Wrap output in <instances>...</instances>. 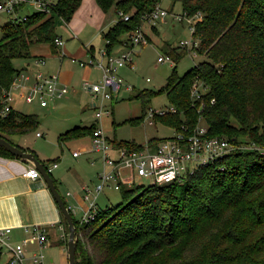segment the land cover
Returning <instances> with one entry per match:
<instances>
[{"label": "trees", "instance_id": "1", "mask_svg": "<svg viewBox=\"0 0 264 264\" xmlns=\"http://www.w3.org/2000/svg\"><path fill=\"white\" fill-rule=\"evenodd\" d=\"M81 1L58 0L49 15L33 12L25 20L3 25L0 92L19 70L32 68V60L21 68L13 64L16 58L33 57L32 44L59 49L54 19L69 21ZM94 1L103 11L114 6L119 16L102 33L109 54L116 46L127 45L128 34L141 27L143 15L162 0ZM180 2L182 14L201 15L194 21L192 37L198 40L196 53L206 58L181 76L173 66L159 92L167 95L176 112L155 114L154 122L161 120L174 131L182 126L191 130L201 117L207 136L255 148L233 149L181 183L123 186L118 191L121 201L99 206L90 222L80 223L72 216L75 264H264V0ZM120 11L129 18L121 19ZM181 49L176 58L189 50ZM194 82L205 87L200 99L191 97ZM37 124L36 116L12 111L0 121V137L9 140L7 135L28 133ZM95 127H72L59 135V141L91 134ZM21 148L38 159L32 149ZM0 155L16 157L1 146ZM40 161L46 165L57 158ZM62 221L67 238L63 216Z\"/></svg>", "mask_w": 264, "mask_h": 264}, {"label": "rangeland", "instance_id": "2", "mask_svg": "<svg viewBox=\"0 0 264 264\" xmlns=\"http://www.w3.org/2000/svg\"><path fill=\"white\" fill-rule=\"evenodd\" d=\"M160 5L168 10L169 14L163 21L158 20L153 25L147 22L142 23L141 30L147 36L149 42L134 48L133 66L125 65L118 68L116 74L121 78L124 86L118 93L113 94L111 100L105 98L104 103L105 108L109 110L108 113L104 112L102 118L95 122L98 119L95 116V109L89 106V102L92 101L93 97L83 88V83L73 84L75 83L73 82L71 83L72 85L65 83L70 87L69 93L60 99H55L54 105L48 108H40L36 103H26L21 97L22 90L18 89L15 93L19 101H14L13 106L21 114L36 116L38 124L34 130L28 133L7 135L9 141L12 143L18 142L23 148L33 149L36 152L41 151L40 153H43L46 159L52 160L56 156H61V166H64L63 163L69 160L72 149L71 151L68 149L69 141H59L58 137L67 128L75 124L91 125L94 123L95 126H100L108 137L115 138L117 141H128L136 144H144L152 138L170 137L173 134V129L170 126L158 119L155 122L153 121V123H149L150 118L148 115L150 109L160 110L170 107L171 103L167 95L160 93L159 90L166 84L174 65L177 75L181 76L194 65L204 61L206 57L197 53L194 55L189 47V50H185L186 52L181 57L176 58V53L184 51L179 48V42L193 38L189 22L185 19L178 21L172 17V14L182 15L180 0H162ZM32 12L34 10L27 7L20 14H31ZM108 16L112 17L113 23L118 20L119 16L114 6L107 11H103L94 0H83L71 20L65 21L61 17H55L54 32L64 41L63 46L59 47L58 50L61 52L63 49L66 52L65 56H61V58H64L62 67L64 69L65 66L69 65L73 78L77 76L73 70L75 66L82 68L76 62L70 60V58H75L73 54L76 49L79 47L85 48L86 46L89 48L90 44H92L96 49L94 58L101 59L99 52L105 47L101 31L106 30L105 28L107 27L105 25L102 28V23L107 20ZM8 21L9 17H0V37L2 36L3 25ZM49 49L50 45L48 43H34L29 47V53L33 57L43 54L48 55L41 69L46 71L45 67L46 69L51 68L53 70L47 71L48 73H57L59 75L57 71L59 67L57 52L52 50V54L54 53L56 57L54 54L49 55ZM168 54L171 55L169 60L164 62L157 61L158 56L162 55L165 57ZM33 57L27 59L16 58L13 60V64L21 68L26 63H29ZM75 60L88 62L89 59L75 58ZM92 68L98 69L96 66H92ZM147 78H149V81L146 80ZM60 81L62 82V80ZM94 82H100V78H96ZM125 86H131L132 89L127 90L124 88ZM135 118L138 119L131 120ZM36 131H41L44 135L38 138L35 136ZM87 141V138L80 140L83 144ZM76 142L74 141L73 143ZM95 158H91L94 164L90 163L93 167L92 174L85 177L82 184L92 185L97 181V176L102 170V166L100 160ZM52 173L55 175L54 172ZM135 181V185L139 186H148L151 183L148 178L143 177L136 178ZM58 189L63 196H65L67 190H69V193L72 192V194L75 191L73 188L65 187L64 184H59ZM65 198L67 203L75 204L70 197L65 196ZM120 201V192L113 189H105L97 197V202L101 208L116 205ZM73 206H75L73 217L79 221L81 211L76 205ZM64 228L66 230V225H64ZM43 253L45 255L43 264H62L61 255H63V250L57 244H53L50 247L47 246ZM50 259L52 260L51 262L49 261Z\"/></svg>", "mask_w": 264, "mask_h": 264}, {"label": "built area", "instance_id": "3", "mask_svg": "<svg viewBox=\"0 0 264 264\" xmlns=\"http://www.w3.org/2000/svg\"><path fill=\"white\" fill-rule=\"evenodd\" d=\"M58 0H0V17L7 16L9 21L25 20L29 14L21 15V11L30 7L34 12L50 14ZM33 13V12H32ZM169 14L168 10L157 3L154 8L143 15V23L153 25L158 20H164ZM121 19L127 20L129 14L119 12ZM178 21L184 19L189 22L191 34L194 31V21L200 18V14L187 16L186 14H172ZM128 43L125 49L119 54L107 53L105 48L100 50V60L90 58L88 62L76 61L82 67L96 66L101 71L100 82L84 81L83 88L93 97L92 107L95 109V116L101 118L105 108L104 100L112 99L114 93H118L124 86L123 81L117 76L118 68L125 65L133 66L132 60L134 48L148 43L147 36L136 28L128 34ZM57 46L61 47L64 41L61 37L55 39ZM191 48L194 55L198 47V40L194 37L190 40H181L179 48ZM64 56V52H60ZM45 56L36 55L32 59V68L19 70L10 85L0 92V121H5L13 110V102L17 100L18 89L22 91V98L26 103H38L40 106H47L51 101L60 99L69 93L67 84L60 81L57 73H48L41 69L45 64ZM169 60V55L157 57L158 62ZM149 81V78L146 79ZM131 90V86L124 87ZM205 87L199 82H194L191 88L192 99H200L205 92ZM214 99L211 100V103ZM203 104V102L201 103ZM202 107V105H201ZM168 112H176L173 105L169 108L151 110L149 112V123H153L155 114L163 115ZM207 126L199 118V123L191 130L182 126L181 130L174 131L170 137L160 141L146 142L139 146H118L111 140L100 127H95L91 134V149L99 154L102 170L97 176V181L92 185L83 184L81 187V198L85 202V208L80 216V223H87L94 220L97 210V197L105 189L121 190L123 186L136 184V178H148L150 184H165L169 182L181 183L187 176L194 174L198 169L209 166L223 157L230 150L255 146L232 144L228 138L223 136H207ZM41 132H36L40 136ZM79 154L78 150L72 152L73 156ZM57 162H50L45 166L47 172H51ZM24 175L30 178L41 177L35 166L29 167ZM66 195H70L69 192ZM69 209V207L67 206ZM70 210V209H69ZM61 237L66 238L62 226L59 228ZM10 227L0 228V247H4L9 253L8 264H26L29 259L32 264H43L45 255L44 248L48 245L49 239L45 227L32 225L26 227V235L20 240L12 242L9 240ZM27 245H34L35 250L27 257Z\"/></svg>", "mask_w": 264, "mask_h": 264}, {"label": "crops", "instance_id": "4", "mask_svg": "<svg viewBox=\"0 0 264 264\" xmlns=\"http://www.w3.org/2000/svg\"><path fill=\"white\" fill-rule=\"evenodd\" d=\"M80 6L78 7V9L80 8ZM78 9L75 11V13L78 11ZM114 23L112 22V17L108 16L107 20L102 23V28L103 26L106 25L107 27L105 29L107 30ZM106 30L101 31V37H102V33L105 32ZM103 44L105 46V40ZM124 49H125L124 45H118L113 49L112 52L115 54H119ZM52 50L53 49L51 48L49 49V53H48L49 55L54 54V53L52 54ZM64 50L66 49L64 48ZM55 52H57L59 59V67L57 68L58 69L57 71L59 73L60 80H62L63 83L71 84L75 82L73 84H81L84 81L94 82L96 78H101V71L92 67H82L76 61L75 62L82 68L75 66L73 70L75 71L77 76L73 78V75L69 70L70 68L69 65L65 66V68L63 69L62 64L64 58H61V55L59 53L60 51L58 50V48L55 50ZM63 52L66 55V52L65 51ZM95 55H96V49L92 44H90L89 48L88 46H86L85 48L79 47L78 49L75 50L73 54V56L76 59L81 58L83 60L90 59L89 57L94 58ZM43 56H45L46 58L48 55L43 54ZM70 60L72 61L71 58ZM47 69L45 67L46 72L49 70H53L51 68H47ZM90 96L92 97L91 94ZM54 101L55 100L51 101L47 106L44 107L40 106L36 102L34 103H36V105H38V107L40 108H45V107L48 108L49 106L54 105L53 104ZM92 105H93V98L92 101L89 102V106L92 107ZM13 110L16 111V108L14 106H13ZM100 119L99 118L96 119L97 121L95 122H98ZM75 126H89V125L75 124L72 127ZM96 126L100 127L98 125ZM72 127H69L67 129H70ZM36 132H35V136H36ZM13 135H17V134H13ZM43 135L44 133L41 132V135L36 137L41 138ZM86 138L88 139V141L85 144L80 142V140L82 141ZM110 139L116 140L115 138L113 139L110 138ZM67 141H69L70 143L68 149H70V151L72 149V151L70 152V158H69L70 161L69 160H66V162L64 161L63 163L64 166H61L62 157L56 156L57 165L52 169L50 175L55 181L57 189L59 184H64L65 187L67 188L70 187L75 190L74 193L72 194L71 192L70 195H66V193L69 190L65 192V196L70 197V199L75 204L67 203L65 196H63L61 193L60 194L64 199L66 206L69 207L70 209L69 211L72 216L75 213L74 210L75 206L73 205H76V207L80 209L82 215V211L85 208V202L81 198V187L83 185L82 183L84 182L85 177L91 176L92 174L93 167L91 164H94L92 163L94 161H91L92 160L91 158L96 157L95 159L97 160L99 159V154L92 151L91 139L89 134L82 137L73 138ZM74 141L77 142L73 143ZM13 144L21 146L19 145L18 142ZM75 150L79 151V154L77 156L72 155V152ZM33 151L36 153L38 160L46 159L45 155L43 153H40L41 151L39 152H36L35 150ZM46 165L44 164V166ZM32 166L33 164L27 160H23L21 158H16V157H5L0 155V228L10 227L11 232L8 235L9 240L15 242L20 240L22 237L26 235L27 233L26 227L28 228L36 224L45 227L49 239V243L47 246L50 247L53 244H57L60 247V249L63 250V255H61L62 264H68L67 253H66L67 238L61 237V231L59 229L62 226L65 232L64 223L62 221L63 215L44 179L42 177L30 178L24 175V172L29 167ZM52 172H54L55 175H53ZM26 250L28 257L35 250V246L27 245ZM8 260H9L8 251L4 247L2 248L0 247V264H7ZM49 261L51 262L52 260L50 259ZM26 264H32V263L30 262L29 259H27Z\"/></svg>", "mask_w": 264, "mask_h": 264}, {"label": "water", "instance_id": "5", "mask_svg": "<svg viewBox=\"0 0 264 264\" xmlns=\"http://www.w3.org/2000/svg\"><path fill=\"white\" fill-rule=\"evenodd\" d=\"M0 146L5 148L12 155L32 163L33 166H35L36 169L39 171L41 177L46 182L67 223L68 235L66 242V253H67L68 264H75V251L77 245L76 228L74 225L73 217L69 209L67 208L65 201L62 198L60 192L58 191L52 176L50 175L49 172L46 171L44 164L40 160H38L32 152L26 151L2 137H0Z\"/></svg>", "mask_w": 264, "mask_h": 264}]
</instances>
